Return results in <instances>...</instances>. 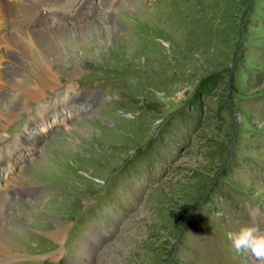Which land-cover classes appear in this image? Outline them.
Returning a JSON list of instances; mask_svg holds the SVG:
<instances>
[{"label":"rangeland","instance_id":"rangeland-1","mask_svg":"<svg viewBox=\"0 0 264 264\" xmlns=\"http://www.w3.org/2000/svg\"><path fill=\"white\" fill-rule=\"evenodd\" d=\"M127 1L115 8L119 0H92L96 16L82 23L117 22L111 42L95 35L92 47L41 46L60 49L58 86L22 101L0 126L3 163L20 152L19 140L34 143L28 129L46 97L68 91L83 100L80 89L101 97L84 119L53 129L33 157L18 160L27 167L15 188L35 191L0 209L11 239L0 261L11 254L18 264H52L85 224L87 235L107 223L86 236L95 244L81 253L84 264H259L229 233L241 224L264 230V0ZM16 56L0 68L20 82L27 62ZM19 86L0 83V91L14 98Z\"/></svg>","mask_w":264,"mask_h":264},{"label":"bare ground","instance_id":"bare-ground-1","mask_svg":"<svg viewBox=\"0 0 264 264\" xmlns=\"http://www.w3.org/2000/svg\"><path fill=\"white\" fill-rule=\"evenodd\" d=\"M35 1H37L36 7L40 11L48 8L49 5H52L45 3L48 0H42L40 2L42 5L39 4V0ZM21 2H23L24 4H21ZM26 4L33 3L30 0H0V22L2 23L1 26L6 27V32L0 34V55H2L3 58L2 61L0 59V63H3L5 59L6 61H8L9 58L14 61V58H17L16 55L21 53L23 55V60H26L27 62L23 65L24 71L28 74L26 78H24L20 82H17V78L19 76L16 77L14 72L7 71L9 70V68H6L7 65L3 64L0 68V83L5 84L6 86H8L9 89L13 90H19V84L26 86L20 92L18 91V94L14 98H9L6 95L2 94L0 91V126L2 123H6L10 119V117L13 116L16 108L19 107L22 101H28L33 99L36 100L37 96H35V94L38 93V90L54 89L58 86L56 82L57 75L59 74L58 70L61 67L60 57L58 56L60 49L53 48L52 53H47L41 50V46L47 44L48 46L52 45L53 47V45L56 46L58 42L59 46H64V43L67 44V42H79V44L76 46L77 49H80L82 47L86 48L89 45H91L90 47H92L93 44H90V41L92 39V36L95 35L105 37L104 43L107 44L114 35L118 34L121 29L117 22L113 25L108 24L110 26L107 29H102V26L99 24L101 23V21L97 23V20H94L92 23H87L83 25L81 23L79 26H75V29L71 30H58L56 29V25H46L42 29H35L30 30L28 32H23L21 30L26 21L24 14L28 9L33 8L26 7ZM89 5L93 4L90 3ZM105 16L109 18L112 17L111 12L107 11L105 13ZM105 20H103V22ZM20 26L21 28H19ZM94 30L97 33L94 34ZM102 47L103 46H100V48ZM12 49L15 50L16 55H10L11 52H13ZM90 49L92 50V48ZM28 63H31V66L28 65ZM17 64L19 65L20 62H18ZM73 67L75 72L78 71L76 66L73 65ZM14 69L16 70L15 67H13V70ZM66 105L62 106V109L66 110ZM40 115L42 116V114ZM43 127L45 128L46 126L43 124ZM6 161L8 169L4 170L7 171V174L0 177V180L4 181V191H11V186L14 188L16 194H22L24 190H19V188H15L20 187L21 185L20 178L18 174H16V170L18 168L20 169L22 167V164L14 163V161L8 158H6ZM26 167L27 166L22 168L21 171L26 172ZM0 169L3 168L0 167ZM7 203L10 204V200H8L6 194L3 193V197L0 198V209H2V207L4 206L3 204ZM0 214L2 215L3 212L0 211ZM1 220L3 221V219L0 218V222ZM4 220L6 221V219ZM61 229L62 227L57 225L56 230L52 236V239L56 242H59L62 237ZM4 231V226H0V251H5L6 246L11 242L10 237L7 236ZM15 259V256L8 254V256L4 257V259L0 261V264H7L6 261L9 264H13V262L11 261H14Z\"/></svg>","mask_w":264,"mask_h":264},{"label":"clouds","instance_id":"clouds-1","mask_svg":"<svg viewBox=\"0 0 264 264\" xmlns=\"http://www.w3.org/2000/svg\"><path fill=\"white\" fill-rule=\"evenodd\" d=\"M229 239L237 251H243L264 264V230L254 224H241L229 233Z\"/></svg>","mask_w":264,"mask_h":264}]
</instances>
